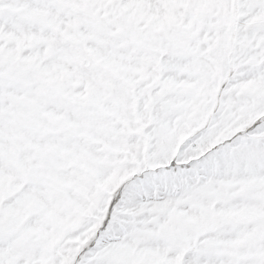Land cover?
Here are the masks:
<instances>
[{
    "label": "snow or ice",
    "instance_id": "snow-or-ice-1",
    "mask_svg": "<svg viewBox=\"0 0 264 264\" xmlns=\"http://www.w3.org/2000/svg\"><path fill=\"white\" fill-rule=\"evenodd\" d=\"M0 264H264V0H0Z\"/></svg>",
    "mask_w": 264,
    "mask_h": 264
}]
</instances>
